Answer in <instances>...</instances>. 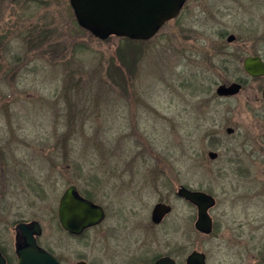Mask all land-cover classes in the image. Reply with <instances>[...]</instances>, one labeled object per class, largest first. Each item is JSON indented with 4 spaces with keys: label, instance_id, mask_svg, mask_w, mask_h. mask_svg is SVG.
<instances>
[{
    "label": "rangeland",
    "instance_id": "obj_1",
    "mask_svg": "<svg viewBox=\"0 0 264 264\" xmlns=\"http://www.w3.org/2000/svg\"><path fill=\"white\" fill-rule=\"evenodd\" d=\"M256 55L264 0H188L133 46L82 29L70 0H0V246L13 255L17 224L31 221L42 243L64 240L58 207L74 185L107 209L100 236L109 224L138 226L148 241L165 201L174 212L154 239L167 234L211 264H264V79L243 68ZM240 77L238 97L217 95ZM180 186L216 199L211 235L196 231Z\"/></svg>",
    "mask_w": 264,
    "mask_h": 264
},
{
    "label": "water",
    "instance_id": "obj_2",
    "mask_svg": "<svg viewBox=\"0 0 264 264\" xmlns=\"http://www.w3.org/2000/svg\"><path fill=\"white\" fill-rule=\"evenodd\" d=\"M188 0H70L78 25L99 40L105 41L111 37L127 38L134 41H149L168 22L179 17ZM234 36L228 42L235 41ZM244 71L251 77L264 76V61L261 57H247L243 63ZM241 85H219L216 93L222 98L236 96ZM233 134L232 128L227 129ZM209 157L215 160L218 154L210 152ZM177 196L197 208L195 229L203 234L213 232L214 223L210 210L215 207L216 199L203 191H196L181 186ZM172 207L158 203L153 209L152 219L158 224L169 214ZM59 221L68 232L79 234L85 229L100 224L104 220V210L78 195L77 188L69 187L63 194L58 208ZM20 224L19 230L24 237V243L16 250L17 264H59L50 254L37 243L35 235L40 236L42 230L38 222ZM168 259H162L156 264H165ZM173 263V262H172ZM0 264L5 259L0 253ZM188 264H206L205 255L194 252L188 259Z\"/></svg>",
    "mask_w": 264,
    "mask_h": 264
},
{
    "label": "flooded vegetation",
    "instance_id": "obj_3",
    "mask_svg": "<svg viewBox=\"0 0 264 264\" xmlns=\"http://www.w3.org/2000/svg\"><path fill=\"white\" fill-rule=\"evenodd\" d=\"M250 57H261V56L256 55ZM261 59L264 61L262 57ZM246 75L248 76V78L252 79L253 81H260L264 79V76L251 77L247 73ZM237 84H240L242 87L240 92L237 94L238 97L243 92L244 88H246L248 82L246 79L244 80L240 77L237 78ZM262 99L264 100V87L262 90ZM74 187L77 188V186ZM77 193L79 196L88 199L89 201L93 202L95 205L102 207L105 215L104 220L100 224L91 226L79 234H74L68 232L63 228V226L59 221V216H58L60 231L63 233L65 239L68 238L69 240L65 241L64 239L55 242L53 240L48 239V241L45 243L41 242V238L43 237V228L39 223L42 230V234L40 236L35 235V237L37 238V243L45 252L52 255L58 261L59 264H156L162 259L169 260L165 264H188V259L194 252H199L204 254L205 263L211 264L209 262V257L207 256V254L200 251H192L185 257L186 251L184 250L183 245H177V242L174 241L173 239L169 240L167 234L164 235L163 240L154 239L157 236V233L152 231L155 230L158 231L161 227L165 226L173 215L174 206L170 202H165V201L159 202L170 205L172 207V210L169 214L164 216L162 221L158 224L154 223L152 219V214H153V210H152L151 212L152 225H150L151 229L148 230L149 234H147L149 240L145 241L141 238L142 233L140 234L136 233L141 229L138 226L131 227L128 225H124V226L122 225L123 228L119 229V228H115L114 225L109 224L108 225L109 228L106 231H104L105 234L100 236L99 231L100 229H103V227L105 226V222L108 219L107 209L102 205L97 204L92 198L82 195V193L78 190V188H77ZM176 196H177V192H176ZM177 199L180 200L181 202L188 203L186 200L178 196ZM113 210L120 217L124 216L123 219L125 220V216H126L125 210L123 209H113ZM133 210L135 209L132 208L131 211L128 210V213H132V215H134L135 211ZM33 222H37V221L22 222L20 224H27L30 228H32ZM20 224H17L15 228L14 254L10 255L7 251L3 253L0 250V253L5 259V264L18 263L16 250L19 244L24 243V237L22 235V232L19 230ZM174 231L175 232L179 231V227L175 228ZM124 232H126L125 236L123 235ZM200 234L205 236L211 235V234L207 235L203 233ZM102 237L106 239L100 240V238ZM161 244H164L165 247V250H163L162 252L160 251L159 248Z\"/></svg>",
    "mask_w": 264,
    "mask_h": 264
},
{
    "label": "trees",
    "instance_id": "obj_4",
    "mask_svg": "<svg viewBox=\"0 0 264 264\" xmlns=\"http://www.w3.org/2000/svg\"><path fill=\"white\" fill-rule=\"evenodd\" d=\"M121 39H122L123 41H125V42L127 43V45H131V46H133L134 43H137V44H138V42H141V41L130 40V39H127V38H121ZM234 54H235V53H234ZM126 62H127V61H125V59H123V57H122L121 60H120V63H121L122 66H123L124 80L127 81V83H128V81H129V76H128V74H127V71H128L129 68H128V65L126 64ZM230 63H232L231 59H224V60L222 61L223 69H224V70H229ZM0 250H1L3 253H5V250H4L2 247H0Z\"/></svg>",
    "mask_w": 264,
    "mask_h": 264
}]
</instances>
